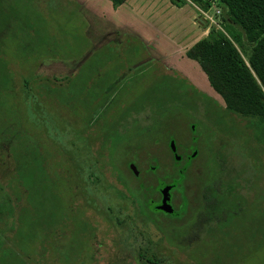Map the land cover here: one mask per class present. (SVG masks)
Listing matches in <instances>:
<instances>
[{
    "label": "rangeland",
    "instance_id": "obj_1",
    "mask_svg": "<svg viewBox=\"0 0 264 264\" xmlns=\"http://www.w3.org/2000/svg\"><path fill=\"white\" fill-rule=\"evenodd\" d=\"M78 1L0 0V23L12 28L3 35L0 54V73L3 63L10 72L1 99L11 109L0 100V128L11 131V118L21 128L10 143L0 141V264H138L140 247L161 264H198L172 245L176 237L169 227L183 228L201 207L200 186L216 171L210 166L215 160L224 162V180L234 177L240 184L225 199L215 244H196L207 252L206 261H199L264 264V229L257 223L264 199V125L226 111L198 68L192 71L178 56L154 58L148 48L161 44L157 33L144 35L151 36L149 44L117 33L127 26L105 8L111 7L108 0H81L85 10ZM140 2L156 5L150 13L162 28V48L173 47L166 23L191 22L192 13H199L190 2L179 9L169 0ZM208 13L214 23L207 25L218 26L220 9L212 3ZM13 14L23 33L13 30ZM103 35L112 37L103 44ZM18 43L25 44L19 53ZM96 63L101 66L92 68ZM115 74L117 90L96 114L90 111L99 95L84 99L87 109L79 99L59 102L56 96L60 90L67 98L68 78L73 89L84 84L89 94L95 81ZM170 141L181 157L194 153L186 177L170 193L174 210L186 202L179 219L159 211L142 214L122 189L141 183L157 200L152 188L174 176ZM230 200L239 206L230 209Z\"/></svg>",
    "mask_w": 264,
    "mask_h": 264
},
{
    "label": "trees",
    "instance_id": "obj_2",
    "mask_svg": "<svg viewBox=\"0 0 264 264\" xmlns=\"http://www.w3.org/2000/svg\"><path fill=\"white\" fill-rule=\"evenodd\" d=\"M108 1L111 6L115 8L125 0ZM169 1L175 6H182L190 2L201 10H208L213 3L220 9L221 20L218 22V26L207 25L205 22V26L207 27L206 35L195 41L184 52V55L198 64L209 86L221 98L223 108L226 111L233 112L241 117L251 118L258 125H264V0ZM11 21H13L14 24L13 30L17 32L20 31L21 33L24 32L18 16L13 14ZM9 29L12 28L8 22L0 23V54L4 53L3 35H6ZM225 43L228 44L227 49L225 48ZM24 48L25 44L18 43L15 46L17 53ZM97 64L98 63L92 65V68H95ZM2 66L4 71L0 73V100H2L1 104L7 109L9 106L4 104L5 100L1 99V95L3 96L6 94V86L10 80V72L7 71V64L3 63ZM99 66L101 65L98 64V67ZM116 75L117 74H115L111 80L109 79L105 82L95 81L92 85L96 90L89 92V94L84 84H80L73 89V84L70 83L72 78H68L66 84L69 85L70 88L66 93L67 98H64L65 96L62 92L59 94L60 90L56 92V96L59 102H61L60 100H66L68 103L71 99L73 101L79 99L85 109H87L84 99L88 95H91L90 101L93 102L95 97L99 95V103L92 106L90 111L96 114L103 105L106 107L105 104L111 99L113 92L117 90L120 80ZM24 84L26 85L25 81ZM83 90L85 91L84 93L82 92ZM50 91L54 92V89ZM15 119L11 118L10 120L9 126L11 127V131L7 129L6 132H4L5 130L2 131L0 128V134L2 136L0 138L1 143H10V138L16 136L17 131H21L16 121L17 119ZM13 125H15L16 128ZM116 125H118V123H116ZM193 157L194 154L186 158H179V160L172 157L171 170L174 176H170V180L167 182L159 180L155 187L152 188L153 191L158 192L157 186L163 183L171 184L170 187L172 189L178 187L185 177L184 166H188L189 161ZM223 164L224 162L222 160L219 162L215 160L214 163L210 165L216 167V171L210 174L207 181L200 186L202 191L200 194L202 203L193 218L181 229L175 228L174 226L169 227L171 230L170 234L176 237L175 243L172 245L176 246L179 250H187L189 254L187 261L190 263H194L195 260L193 258L198 259V261H195L196 263L198 262V264H203L200 263L201 259H203L204 262L206 261L207 252L196 250V244L200 241H203V243L207 245L215 244L216 232L219 230V224L223 221L222 218L227 211V209H225V199L230 193H234V189L240 184L234 181V177L229 178L230 182L224 180V175H222L225 171L223 170ZM131 174L133 175L132 171ZM246 182L248 186H250L248 180H246ZM251 187H253V185H251ZM123 188H125L127 195L142 214L148 210L155 211L158 209L157 207L156 209L153 207L155 200L148 195L149 192L146 194L148 189L141 183L135 187V190H129L125 186L122 187V189ZM236 197H240V194ZM240 201L245 202V200L242 199H240L239 202ZM230 202V209H233V206L235 209L239 206V204L234 203V200H230ZM249 203L255 205L257 201ZM259 205L261 221L259 220L257 223L260 225L261 229H264V199L261 198ZM185 206L186 202L183 200L179 208L173 209L171 214L166 215L174 217V215L177 214V217H181ZM146 216L150 218L148 215ZM136 256L139 262L138 264H161V261L155 254H147L141 247L138 248Z\"/></svg>",
    "mask_w": 264,
    "mask_h": 264
},
{
    "label": "crops",
    "instance_id": "obj_3",
    "mask_svg": "<svg viewBox=\"0 0 264 264\" xmlns=\"http://www.w3.org/2000/svg\"><path fill=\"white\" fill-rule=\"evenodd\" d=\"M78 3L82 6V8L84 10L86 9L84 7V6H86L84 4V2L79 0ZM143 4H145V3H143V2L141 3L140 0H125L122 4L118 5L115 8L112 6L111 7L105 6V8L107 10H109L112 14H114V16L118 18V21L120 23L126 24V26H127V28L117 29L118 31H116V32H118V33H131L133 35L138 36L139 38H141L143 41L147 42L148 44L152 40L149 38L153 34L156 35V33H157L156 36L159 37V41L162 44L163 43L162 37L160 35H158V33L161 34L162 28L160 31L158 21L154 20L155 17L152 16V14L150 13L152 10H155L156 5H154V4L143 5ZM170 5L175 6L172 3H170ZM184 6H186V4L182 5V6H175V7L179 9L181 7H184ZM195 16L198 17V15H196V13H192L191 22L184 20L182 23H180L176 26L171 24V21L166 23L164 25V29L167 30L165 34L173 40V42L171 41L173 43V47L167 48V46L164 44L166 47L162 48L161 44H158V43L154 44L152 46L149 44V48H148L149 53L156 59L157 58H163L164 56H166L167 58H170V59H174V57L178 56L182 61L185 62L186 65H188L190 67V69L192 71L198 72L197 70L199 69L200 72L203 73L195 61L188 59L184 55V52L195 41L204 37L207 33V27L205 26V24L202 21H200L199 19L196 20ZM96 18L99 20L98 17H96ZM148 33L151 34V36H148L149 38L144 36V35H148ZM109 37H112V36H107V38H106V35H103L99 40L102 43L103 42L107 43V40ZM154 37L155 36H152V38H154ZM154 47H155V50L153 49ZM154 51H155V53H154ZM186 59L193 61L197 65V67L195 65H193V63L192 64L189 63V61H187ZM196 68H198V69H196ZM177 71H178V69H177ZM179 72H182V70L179 69ZM184 75L186 76L187 74H184ZM206 82H207V80H206ZM207 84H208V82H207Z\"/></svg>",
    "mask_w": 264,
    "mask_h": 264
},
{
    "label": "water",
    "instance_id": "obj_4",
    "mask_svg": "<svg viewBox=\"0 0 264 264\" xmlns=\"http://www.w3.org/2000/svg\"><path fill=\"white\" fill-rule=\"evenodd\" d=\"M169 148L171 151H174L175 149L172 141L169 142ZM174 158L177 160L178 156L174 155ZM128 168L132 171L133 175L137 174V170L133 164H128ZM168 189H169L168 185H161L159 187V192L161 194V201H160V204L157 206V208L165 212L171 211L170 205L166 202L167 195H168Z\"/></svg>",
    "mask_w": 264,
    "mask_h": 264
},
{
    "label": "flooded vegetation",
    "instance_id": "obj_5",
    "mask_svg": "<svg viewBox=\"0 0 264 264\" xmlns=\"http://www.w3.org/2000/svg\"><path fill=\"white\" fill-rule=\"evenodd\" d=\"M194 87V86H193ZM195 88V87H194ZM175 147V146H174ZM169 148V147H168ZM169 150H170V148H169ZM170 153L172 154V157L174 158V155H177L178 156V159L177 160H179V158H186L187 156H189V155H192V154H185L184 155V157H181L180 155H178L177 153H176V147H175V149H174V151H171L170 150ZM194 154V153H193ZM190 165V164H189ZM189 165L188 166H184V173H185V177H186V171H187V169H188V167H189ZM129 171L131 172V170L129 169ZM134 176H137V175H134ZM184 177V178H185ZM161 185H168L169 186V189H168V195H167V199H166V202L170 205V207H171V211L170 212H167V213H165V212H163V211H161L160 209H156V207L160 204V201H161V194H160V192H159V187L161 186ZM171 184H159L158 186H157V191H158V194H159V196H158V199L157 200H155V202L153 203V207L156 209L155 211H159V212H163V213H165V214H171L172 213V210L174 209V208H172V205H171V195H170V193H171V191L173 190L171 187ZM184 200V199H183ZM183 202V201H182ZM182 204V203H181ZM180 204V205H181ZM169 216V215H168ZM180 217H174V219H179Z\"/></svg>",
    "mask_w": 264,
    "mask_h": 264
},
{
    "label": "built area",
    "instance_id": "obj_6",
    "mask_svg": "<svg viewBox=\"0 0 264 264\" xmlns=\"http://www.w3.org/2000/svg\"><path fill=\"white\" fill-rule=\"evenodd\" d=\"M198 15L199 17L205 22V21H209L210 23H214L213 22V19H212V15L208 13L209 9L208 10H201V9H198Z\"/></svg>",
    "mask_w": 264,
    "mask_h": 264
}]
</instances>
